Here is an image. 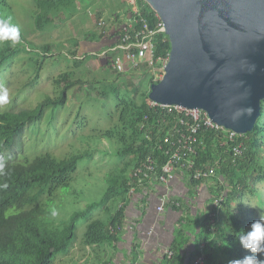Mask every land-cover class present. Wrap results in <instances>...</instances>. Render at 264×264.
<instances>
[{"label":"trees","instance_id":"1","mask_svg":"<svg viewBox=\"0 0 264 264\" xmlns=\"http://www.w3.org/2000/svg\"><path fill=\"white\" fill-rule=\"evenodd\" d=\"M115 1L113 16L118 19L117 21L120 13L127 12L124 11V6H129L127 12L130 15L129 20L136 26L140 24L136 23V19L145 17L149 27L157 29L156 13L144 0L135 1L139 10L137 14L126 1ZM34 2L37 9L34 13V26L41 30L49 26L56 16L60 17L61 14L72 12L76 8L75 0H34ZM7 7V0H0V18H3L2 12L7 14ZM97 16L99 17L100 13ZM121 31L122 29L119 30L113 24L109 34L104 36L114 39ZM88 35L94 37V41L99 40L91 33ZM23 38L20 33L18 43L0 40V70L17 56L19 45L25 51H30L29 48L35 49L33 44L24 41ZM153 43L154 67L143 63L139 69L117 72L111 68L110 58L120 51H108L105 58L101 59L104 67L111 70L117 80L125 79L126 85L131 87L126 99L118 100L117 122L101 132L104 139H111V142L117 146L114 148L117 149L115 153L122 160V165L117 166L106 177V188L102 197L87 204L84 210L73 212L69 219L60 222V224L63 222L61 226L46 222L47 218L44 215L49 212L47 210L49 202L52 203V198L56 197L60 189L70 185L79 161L85 156L92 155L91 151H78L68 158H57L50 152L28 157L21 152V140L25 127L38 122L43 117L46 107L55 109L66 104L67 90L81 79H71L70 72L64 71L53 79L54 85L63 84L57 96L47 95L32 109L0 112V165H2L0 168V264H54L58 256L67 254L73 246L80 220L87 222L82 236V242L86 246L94 248L108 245L117 249L126 223L127 193L132 185L133 170L147 155L157 159L158 171L166 161L165 155L159 149H154V142L164 135L168 125L162 122L157 129L149 131L152 136L149 141L141 137L142 131L139 129V123L144 115H148L149 123L157 117V113L147 105L146 100L150 85L158 82L159 79L154 80L153 74L145 71L163 67V60L167 59L170 50L168 37L163 31L155 33ZM113 45L114 40L105 44L104 49ZM78 47L79 45L76 44L75 49L70 51L75 66L84 62L83 57L76 54ZM38 52L44 55L49 49L43 46ZM141 69L144 70V75L141 76L138 85H134L133 81L125 77V74L131 75ZM84 82L86 81L82 80V83ZM105 87H107L105 95L110 93V89L116 94L119 85L111 81ZM164 118L170 119L167 115ZM199 136L202 137L203 143L197 149L196 165L219 159L216 175L213 177L214 182L209 187L212 193L210 200L212 201L222 191H226L225 198L217 211L218 216L213 228L209 218L201 213L198 214L197 217H200L195 220L193 226L191 224L187 226L180 220L183 215L178 218L182 227L175 228L174 237L169 243L172 254L170 256L162 254L160 264H192L200 255L204 256L203 264H232L234 260L253 255L242 247L240 235L249 231L251 225L264 216L263 194L255 186L256 182L264 181V99L261 101L260 116L252 131L237 139L242 143V154L239 157L233 156L229 143L220 145V141L224 140L222 129L214 131L202 128ZM13 147L17 149L12 151ZM10 151V157L6 159V153ZM198 183V180L192 179L189 186ZM247 194L257 196L255 206L249 203ZM44 195H47L48 201L41 200ZM173 208L177 209L175 206ZM213 211L215 212L216 209ZM94 212H102V216L93 217ZM199 223L202 232L193 239V249L186 253L184 248L191 237L189 238L185 232L187 230L194 234ZM133 246L134 250L130 247L132 258L129 264H134L137 258L135 245ZM254 255L258 259H264V255L260 253ZM107 263L113 264L112 259L105 264Z\"/></svg>","mask_w":264,"mask_h":264},{"label":"rangeland","instance_id":"2","mask_svg":"<svg viewBox=\"0 0 264 264\" xmlns=\"http://www.w3.org/2000/svg\"><path fill=\"white\" fill-rule=\"evenodd\" d=\"M124 1L127 3V0ZM7 2V14L2 12L3 19L17 25L24 41L33 44L35 49L29 48L30 51H25L19 45L17 56L0 70V91L6 89L9 97L7 104H0V112L32 109L47 95L57 96L63 84L56 86L53 79L64 71L70 72L71 79H81L67 90L66 104L55 109L46 107L38 122L25 127L21 140V152L28 157L50 152L57 158H68L78 151H91L92 155L79 161L70 185L60 189L56 197L52 198V203L49 202V212L44 215L46 222L59 225L62 220L69 219L73 212L82 211L87 204L99 200L106 188V177L113 169L122 165V160L115 153L117 149L114 148L117 146L111 139H104L101 132L115 125L119 117L116 111L118 100L126 99L131 87L126 85L125 79L117 80L114 73L104 67L101 63V53L105 44L113 41V38L104 36L109 34L113 24L120 27L129 23V6H124L127 16L120 13L117 21L113 16L115 0H75L76 8L72 12L67 11L60 17L56 16L49 26L41 30L34 26V13L37 10L34 0ZM90 33L99 40L95 41L91 50L82 51L84 43L95 40L88 35ZM76 44L79 45L76 54L83 57L84 61L79 66L73 65V55L70 52L75 49ZM43 46H47L49 52L42 56L38 51H41ZM92 54L93 56H89ZM143 71L136 70L131 75L125 74V77L133 81L134 85H138L144 75ZM145 73H152L153 79L158 80L163 75V67L146 69ZM82 80L86 82L82 83ZM111 81L119 85L118 92L115 94L110 89V93L105 95V85ZM16 149L13 147L12 151ZM9 154L11 151L6 153V159L10 157ZM212 182L213 178L210 183ZM255 186L259 188L264 199V181L256 182ZM247 197L251 205L257 204L255 194H247ZM41 200L48 201L47 195ZM172 209L178 213L182 208ZM53 210L57 213L55 217L52 216ZM97 216H102V212L93 213V217ZM86 223L80 220L73 246L67 254L58 256L54 264H105L110 259L113 264H129L132 251L128 248L133 247L134 250V244H120L117 249L108 245L90 248L82 242ZM62 224L63 222L59 226ZM200 232L201 229L195 231L192 240ZM164 246L161 248V254L154 252L147 260L142 257L138 264H160L158 258H162L165 248L169 245Z\"/></svg>","mask_w":264,"mask_h":264},{"label":"water","instance_id":"3","mask_svg":"<svg viewBox=\"0 0 264 264\" xmlns=\"http://www.w3.org/2000/svg\"><path fill=\"white\" fill-rule=\"evenodd\" d=\"M170 50L148 98L200 108L224 129L252 131L264 99V0H144Z\"/></svg>","mask_w":264,"mask_h":264},{"label":"built area","instance_id":"4","mask_svg":"<svg viewBox=\"0 0 264 264\" xmlns=\"http://www.w3.org/2000/svg\"><path fill=\"white\" fill-rule=\"evenodd\" d=\"M135 1L127 0V3L133 7L134 13L137 14L139 10ZM156 17L157 29L150 28L145 17L136 19V23H140L138 26L128 19L129 23H124L118 28L122 31L113 39L114 45L104 49L101 58L104 59L108 51H120L110 58V66L117 72L139 69L143 63L154 67L153 38L156 32L162 31V21L157 13ZM166 60H163L164 64ZM146 102L157 113V117H154L149 123L148 115H144L143 120L139 123V129L142 131L141 137L148 141L151 140L152 136L149 131L157 129L162 122H165L168 125L166 132L154 142V149H159L165 155L166 161L160 171H158V162L155 157L147 155L140 161L133 170V180L127 193V201H130L129 203L136 201L148 208L153 205L156 216H160L173 206L182 208L180 202L182 197L186 198L187 196L188 200H191L196 197V192L200 195H203L204 191L206 194H211L210 181L216 175L215 170L219 159L203 165H196L197 149L203 143L202 137L199 136L202 128L214 131L222 129L224 140L220 141V145L229 143L234 157H239L242 154V143L237 141L242 135L217 125L208 113L200 108H186L175 104L164 105L149 98ZM166 115L170 119L164 118ZM192 179L198 180L199 183L189 186ZM173 185H177L175 191ZM190 189L195 193L191 199L188 194ZM225 193L226 191H222L220 195L214 197L212 201L210 200L208 207H204L211 228L214 227L218 216L217 211L222 206ZM188 205L193 206L191 202H188ZM200 208L202 209L203 206ZM213 209L216 211L214 212ZM152 232L153 227L145 233L149 237ZM144 240L143 238L142 241ZM164 254L168 256L172 254L169 246L165 248ZM203 263L204 257L200 255L192 264Z\"/></svg>","mask_w":264,"mask_h":264},{"label":"crops","instance_id":"5","mask_svg":"<svg viewBox=\"0 0 264 264\" xmlns=\"http://www.w3.org/2000/svg\"><path fill=\"white\" fill-rule=\"evenodd\" d=\"M122 26V25H121ZM120 26V27H121ZM119 28V27H117ZM109 38V37H108ZM95 44V41H87L82 46V51L91 50ZM211 185V183H210ZM187 187V185H186ZM174 191L177 189V185H173ZM208 189V188H207ZM189 198L191 199L193 196H195V193L193 190H189L188 192ZM212 194V193H211ZM211 194H206L204 191L203 195H200L196 192V197L192 198L191 200L187 201L186 198L182 197L181 206L182 209L178 210V213L173 210L172 208L167 209L166 212L160 216H156V212L154 211L153 205H151L149 208L141 205V203H138L136 201H128L127 208H126V223L124 226V230L121 236V239L119 243L117 244L124 245L129 244L131 246L132 244L135 245L137 258L134 260V264H138L139 260L142 258L144 260L150 259L149 257L152 255V253L156 252V254H161V248L165 247L164 245H170V241H172V238L174 237L175 228H181L182 224L179 223L181 220L185 225H194L195 220L199 219L198 214L201 213V215L205 216L206 211L204 207H208L210 205V197ZM188 202H191L193 204L192 207L188 205ZM203 206L201 209L200 207ZM183 213V214H182ZM176 214V215H175ZM185 217V219L182 217L178 221V218ZM202 216V217H203ZM178 221V222H175ZM176 224V226H175ZM183 224V225H184ZM154 225V226H153ZM151 227H153V232L148 237L147 232ZM201 223L197 225L196 231L200 229ZM190 237H193V233H189L187 230L185 232ZM143 238L146 240V242L142 241ZM149 244V245H146ZM194 241L192 238H190V242L186 244L184 251L187 253L189 250L193 249ZM168 247V246H167ZM129 251L130 247L128 248ZM155 256V255H154ZM161 255H158L160 257ZM203 256V255H201ZM204 257V256H203ZM132 255L130 253V262H131ZM159 262L161 258H158ZM129 262V263H130Z\"/></svg>","mask_w":264,"mask_h":264},{"label":"clouds","instance_id":"6","mask_svg":"<svg viewBox=\"0 0 264 264\" xmlns=\"http://www.w3.org/2000/svg\"><path fill=\"white\" fill-rule=\"evenodd\" d=\"M0 40H11L13 43L20 42V29L17 25L11 24L9 20L0 18ZM9 102L8 92L6 89L0 91V104ZM2 168V165H0ZM57 215L56 211H52V216ZM240 243L242 247L253 255H247L242 259L232 261V264H264V259H258L256 253L264 255V216L254 222L247 232L240 235Z\"/></svg>","mask_w":264,"mask_h":264}]
</instances>
